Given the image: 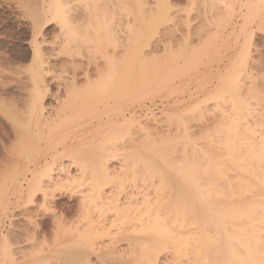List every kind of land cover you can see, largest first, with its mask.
<instances>
[{
    "label": "bare ground",
    "instance_id": "6f19581e",
    "mask_svg": "<svg viewBox=\"0 0 264 264\" xmlns=\"http://www.w3.org/2000/svg\"><path fill=\"white\" fill-rule=\"evenodd\" d=\"M74 1L35 0L28 7L32 52L23 58L8 55L14 49L0 52V261L264 264V41L257 39L264 32V0H84L80 10ZM196 6L201 21L192 30L188 16ZM182 11H191L188 33L174 39L183 54L195 46L196 55L200 46L204 53L210 43L228 48L223 64L212 70L211 87L203 90V102L213 99L209 108L200 109L199 99L193 109H200L196 115L204 122L199 134L182 116V132L159 131L151 121L156 114L141 122L134 106L185 70L186 62L180 68L175 62L179 53H170L175 70L168 71L169 63L152 56L147 61L142 51L161 29L173 38ZM48 21L58 24L51 40L39 38ZM85 44L89 51L94 45L100 52L103 45L106 52L118 51L110 48L105 64L91 70ZM136 91L144 95L137 99L142 93ZM134 92L135 101L127 97L132 110L125 107L120 117L101 116L91 129L78 120L117 109ZM74 119L79 122L72 126ZM127 126L138 129L133 136L142 134L121 146Z\"/></svg>",
    "mask_w": 264,
    "mask_h": 264
},
{
    "label": "rangeland",
    "instance_id": "374dc122",
    "mask_svg": "<svg viewBox=\"0 0 264 264\" xmlns=\"http://www.w3.org/2000/svg\"><path fill=\"white\" fill-rule=\"evenodd\" d=\"M35 0H0V52L2 51V49H3V51L4 50H6V51H8V50H11V49H14V50H11L10 52L8 51V55L11 53V52H13L14 51V54H22V58H23V56H27L28 55V53L29 52H32L31 51V49L29 48V45L27 44L28 43V41H30V39H31V35H32V29H31V16H30V13L28 12L29 11V9H31V8H29L28 9V7H30L29 5L30 4H33V2H34ZM105 1H108L109 2V0H105ZM113 1V0H112ZM114 1H117V0H114ZM29 3V4H28ZM18 4V6L16 7V5ZM19 4H21V8L19 7ZM27 4H28V6H27ZM83 5L84 4V0H76V1H74L73 2V8H74V10H80L81 9V7H83V6H81L80 7V5ZM185 3L183 2L182 3V8H183V6H185V8H186V4L184 5ZM34 6L35 5H33L32 6V9L34 8ZM19 7V8H18ZM24 9H23V8ZM78 7H80V8H78ZM198 6H196V8H197ZM13 8V9H12ZM18 8V9H17ZM196 8H193L192 9V13H190L191 11H186V12H188V13H185L184 14V10L182 11V13L180 12V13H178V15L177 16H179V18L178 17H176L177 18V20H178V22H177V20L175 19V21L178 23V25H177V31H175L174 32V34H172L173 35V38L171 37V38H169L170 37V35L169 36H166L165 35V33H167V32H165L164 33V29L162 30H160V31H158V32H156L155 34L153 33V34H151V37L149 36V39L148 40H146L147 41V43L146 44H144L143 46H142V51L144 52V55H145V53L146 52H148V53H146V56H147V61L148 60H150V59H155L156 58V61H157V59L158 60H160V61H158L160 64H162V63H165V61H166V63H169L170 64V67H168V71H169V68H170V70L172 69V70H175L174 69V62L172 61V59L174 60V58H176L175 56L179 53V56L177 55V58H179V60L177 59L175 62H177L178 64H180V63H187L186 65L187 66H189V68L186 66V65H182V64H180L179 65V67L178 68H180V67H185V70L180 74V72L184 69V68H182V69H179V70H181V71H179L177 74H180L179 75V78L177 79V75L175 74V79L173 80V79H169L168 81L170 82V80H173V81H171L172 82V88L174 89V88H178V89H176V91L174 92V90H173V92L171 93V90H170V88H171V85L169 84H166V82H163V83H161V84H157V85H159V86H157L158 88L157 89H159V88H161L162 89V91H160V90H156V92H155V90H154V93L152 92V94H151V96H150V94H149V96H146V98L144 99V97H143V100H141V101H138V100H136V99H134L135 97H136V95L138 94V92L136 93V92H134V93H131V94H129V95H127V96H125V98L127 99V104L126 105H122L123 104V102L125 103L126 102V99H123V101H120V102H122L121 103V107H119V108H108V109H110V111L109 110H106L105 112H103V115H99V113L96 115V114H94L95 116H96V118L94 117V115H93V113H92V117L90 118V119H88L89 117H90V115L89 116H84V117H86V119L83 117V116H81V117H83V118H81L80 116V119H79V117H78V120L80 121H82L85 125H87V126H85V128H87V129H91V128H93L94 127V125L96 124L97 125V123H99L100 124V122H98L99 120H101V118H99V117H101L102 116V118L103 119H106V118H112V117H114V118H116V117H120L121 116V112H125L126 110L128 111V109L130 110V108H131V105H129V102H130V100H128V98H129V96H130V98L131 97H133L132 98V100L134 99V101L136 100V102H134V106H135V110H136V112H138V114H137V116H138V118H140V119H138L139 121H144V123H146V121L145 120H147V118L149 117V119H148V122H150L149 120H150V118L153 116V115H155L156 116V118H154L153 120H152V118H151V121H152V124H153V121L155 120L156 121V123L154 122V126H156L155 124H157V127L158 128H160V130L159 131H161V129H163V130H165L166 132H171V130H172V132L174 131V130H176L177 129V131L175 132H171L172 134H176L177 132H182L183 131V124L184 123H186L185 122V120L182 118V117H185L187 120L186 121H188L187 123H189V127H191L192 129L194 128H198V130H196V134H199V130L201 131V127H202V125H203V123H202V120H199L200 119V117L198 118V116L199 115H196L197 113H198V111L203 107V109H205V107L204 106H207L208 108H209V105L211 104V101L210 100H213V99H210V100H208V101H205V102H203V98H205V96L207 95L206 94V92H208V91H203V90H207V89H209L210 87H211V82H212V80L214 81V78H215V75H214V77H213V74H212V70H215L217 67H219V65H222L223 64V62L225 61V58H226V55H227V53H228V51H227V45L226 44H224V48H223V45H219L220 43H218L217 45H219V46H215V47H213L214 46V44L215 43H210V46H211V44L213 45L212 47H205L206 49H208V50H205L206 52H204V53H202L203 51H204V47L203 46H200V49H202L203 48V50H201V52H199L200 51V49H199V53L201 54H199V53H197L198 55H196V52H197V50L196 49H198L199 47H193V48H191L188 52H187V50H186V54H183V52H184V50L185 49H179V47L180 46H178L177 45V43H176V39H178V38H180V36L182 37V36H184L186 33H188V28H187V25H186V23L185 22H187V18L189 17V19L191 20V22H190V28L193 30H195L196 29V27L198 26V24L200 23V12H201V9H200V6L198 7V9H196ZM17 9V10H16ZM20 9V10H19ZM19 11H21V12H19ZM22 11H24V12H22ZM199 12V13H198ZM12 13V14H11ZM21 13V14H20ZM190 13V14H189ZM116 15L118 14V13H115ZM182 14V15H181ZM185 16H184V15ZM189 14V16L188 17H186L187 15ZM199 14V15H198ZM25 15V16H24ZM110 15V13L108 12V16ZM112 15V14H111ZM115 15V16H116ZM115 16H114V18H115ZM126 16V15H125ZM16 17V18H15ZM4 18H6V19H4ZM124 19L125 17H123L122 15L120 16V13L116 16V19ZM186 18V19H185ZM117 19V20H118ZM186 21H185V20ZM5 21V22H4ZM122 21H124V20H122ZM122 24L124 23V22H121ZM3 26V27H2ZM123 29H124V26L122 27ZM123 29H121V27H120V29H119V33H118V36H119V38H121V40H123V37H124V34H125V32H124V30ZM57 30H58V24H56V22L54 21H48V24H45V26H44V28H43V30H42V34L39 36V38H45V39H49V40H51V38H53L55 35H56V33H57ZM4 31H5V33H4ZM8 31V32H7ZM16 31V32H15ZM56 32V33H55ZM124 32V33H123ZM20 33V34H19ZM157 33H158V35H157ZM3 34V35H2ZM8 34V35H7ZM14 34H16L15 36H14ZM258 34V40H261V43H262V41H264V32L263 33H261V32H258L257 33ZM166 37H165V36ZM168 35V34H167ZM175 36V37H174ZM15 37V38H14ZM17 37V38H16ZM177 37V38H176ZM165 38V39H164ZM169 38V39H168ZM176 38V39H175ZM152 41H151V40ZM174 39L176 40V41H174ZM11 40V41H10ZM173 41V42H175L174 44H173V46L172 47H170V46H167V42H169V41ZM158 41V42H157ZM166 42V43H165ZM109 43V42H108ZM89 44V43H88ZM93 44V43H92ZM92 44H91V46H92ZM106 44V43H105ZM147 44H148V50H146L147 49ZM176 44V45H175ZM108 45H110V43L108 44ZM120 45V44H119ZM119 45H117V49H119V48H121V49H119V51L121 52L123 49H122V47H120ZM207 45V44H206ZM5 46V47H4ZM9 46V47H8ZM18 46V47H17ZM111 46V45H110ZM175 46H176V48H175ZM222 46V47H221ZM262 46V45H261ZM13 47V48H12ZM21 49H20V48ZM84 49H86L87 47V50L85 51L86 52V54H87V59H86V57H85V59H86V62L84 61L85 59L84 58H81V59H83V61L85 62V63H89V61H91L89 64H91V63H93V64H91L89 67H91L90 69L92 70V68H94L95 69V67H96V65H95V63L96 64H98V66L100 65V63H101V65H104L105 64V62H106V60H107V57H109L110 56V52H111V49H112V51L113 52H115V51H118V50H116V48L114 49L113 47H108L109 48V50H108V52H109V54H107L106 55V53H108V52H106V49H107V46H105V45H103V46H100L101 47V52L99 51V49H97L96 48V46L94 45V47L91 49V51H89V45L87 46V44H85V45H83L82 46ZM119 47V48H118ZM94 48H96L95 49V51H96V53L94 52ZM181 48V47H180ZM195 48V49H194ZM216 48V49H215ZM227 48V49H226ZM261 48V47H260ZM18 49H19V51H21V52H19L18 51ZM145 50V51H144ZM181 50V51H180ZM194 50H195V52H194ZM215 50H216V52H215ZM262 50L264 51V44H263V46H262ZM2 51V54L3 53H5L6 51H4L3 52ZM18 51V52H17ZM103 51V52H102ZM150 51V52H149ZM175 51V52H174ZM226 51V52H225ZM17 52V53H16ZM174 52V53H173ZM7 53V52H6ZM23 53H24V55H23ZM27 53V54H26ZM170 53H172V54H174L175 56H173L172 57V54H170ZM175 53H177V54H175ZM206 53H208V54H206ZM211 53V54H210ZM214 53V54H213ZM219 53V54H218ZM30 54V53H29ZM88 54H89V57L91 58H89L88 57ZM149 54V55H148ZM166 54H167V56H166ZM181 54V55H180ZM183 54V55H182ZM187 54L189 55L188 57H190V58H185V56H187ZM257 53L256 52H254V55H256ZM111 55H112V53H111ZM204 55H205V57H204ZM217 55V56H216ZM220 55V56H219ZM105 56V57H104ZM151 58H150V57ZM159 56V57H158ZM225 56V57H224ZM158 57V58H157ZM184 58V59H181L183 62H181V60H180V58ZM197 57H199V58H197ZM201 57V58H200ZM204 57V58H203ZM104 58H106V60L104 59ZM150 58V59H149ZM223 58V59H222ZM80 59V57L79 58H77V60H79ZM80 59V60H81ZM146 59V58H145ZM187 59V60H186ZM197 59H198V62H197ZM202 59V60H201ZM92 60H94V61H92ZM217 60V61H216ZM218 62V63H217ZM88 64V65H89ZM158 64V63H157ZM169 64H167V65H169ZM182 65V66H181ZM164 66V65H163ZM163 66H161V69H162V67ZM166 66V65H165ZM167 67V66H166ZM193 67V68H192ZM186 68H187V70H189V69H191L192 71L191 72H189L188 73V71L187 72H185L186 71ZM165 70L164 71H167V68H164ZM163 71V70H162ZM167 71V72H168ZM203 71V72H202ZM184 73V75H182ZM186 73V74H185ZM207 73V74H206ZM210 74V75H209ZM208 75L211 77H208ZM177 76V77H176ZM184 78V79H183ZM211 79V80H210ZM180 80H182V81H180ZM206 80V81H205ZM207 80H209V81H207ZM168 81H167V83H168ZM179 81H180V83L182 84H180L179 83ZM170 82V83H171ZM173 83H175V84H173ZM198 83V84H197ZM176 84H180V85H176ZM210 84V85H209ZM151 85V84H150ZM154 85H156V84H153L152 86L153 87H155ZM166 85H168V86H166ZM201 85V86H200ZM189 86V87H188ZM200 86V87H199ZM150 87V89L151 88H153V87H151V86H149ZM149 87H147V88H149ZM180 87H182L181 89H180ZM147 88H146V90L145 91H147ZM165 88H166V90H165ZM169 90H168V89ZM171 88V89H172ZM164 89V90H163ZM142 91L143 93L145 92V91ZM150 91H152V90H149L148 91V93L150 92ZM161 93H160V92ZM187 91H189V92H187ZM141 92V93H142ZM194 94H193V93ZM136 93V95H135V97L134 96H131V95H133V94H135ZM141 93H139V94H141ZM141 94V95H137L138 97H136L137 99H139L140 98V96H142V95H144V94ZM151 93V92H150ZM165 95H164V94ZM169 93H171V95H169ZM201 93V94H200ZM203 93V94H202ZM206 95H205V94ZM155 94V95H154ZM168 94V95H167ZM193 96H192V95ZM154 95V96H153ZM203 95V96H202ZM205 95V96H204ZM156 96V97H155ZM195 96V97H194ZM202 96V97H201ZM128 97V98H127ZM129 98V99H130ZM148 98V99H147ZM207 98H209V96L207 97ZM142 99V98H141ZM147 99V100H146ZM199 99H201L202 101V105H200L201 107H200V109H198V110H193L195 107H196V104H200L201 102H199ZM206 99V98H205ZM178 100H179V103H176V102H178ZM181 100V101H180ZM191 100V101H190ZM138 101V102H137ZM183 101V102H182ZM190 101V102H189ZM180 102H182L181 104L182 105H180ZM196 102H199V103H196ZM209 104H208V103ZM213 102V101H212ZM215 100H214V104H215ZM138 103H139V105H138ZM185 104V105H184ZM204 104V105H203ZM206 104H208V105H206ZM214 104H212V106H214ZM177 105V106H176ZM184 105V106H183ZM189 105H192V112H189V113H187V112H185L184 111V109H186V106L188 107ZM125 107L127 108L126 110H125ZM128 107H130V108H128ZM175 107V108H174ZM211 107V106H210ZM197 108V107H196ZM212 108V107H211ZM173 109V110H172ZM123 110V111H122ZM131 110H132V108H131ZM183 110V111H182ZM127 111L125 112V113H127ZM153 113H151V112ZM177 111V112H176ZM180 111V112H179ZM196 111H197V113H196ZM129 112V111H128ZM163 112H164V114H165V112L168 114V115H164L163 114ZM173 112H174V114H173ZM181 112H185V113H181ZM162 113V114H161ZM102 114V113H101ZM105 114H107V115H105ZM112 116H111V115ZM114 114H116L117 116L115 117L114 116ZM177 114V115H176ZM182 114V115H181ZM200 114V113H199ZM105 115V116H104ZM108 115H110V116H108ZM144 115V116H143ZM174 115H176L177 116V118H178V116H179V118L181 117V120H183L182 122H180V123H178V120L180 121V119H176V121H175V117H173ZM98 116V117H97ZM107 116V117H106ZM143 116V117H142ZM146 116V117H145ZM164 116V117H163ZM169 116V117H168ZM172 116V117H171ZM93 117H94V119H93ZM158 117V118H157ZM76 118H77V116H76ZM75 118V119H76ZM170 119V121H168L169 119ZM171 118H172V120H171ZM73 120L74 122V124H72V126H74L75 124H77V122H79V121H76V120ZM99 119V120H98ZM165 119V120H164ZM174 119V120H173ZM206 118H203V121L205 120ZM85 120V121H84ZM158 120V121H157ZM86 121H88L89 123H90V125H92L93 123V126H91L90 127V125H89V123L87 122L86 123ZM92 122V123H91ZM147 122V124H150L149 125V128H150V126H152L151 125V123H148ZM173 122H174V124H173ZM177 122V123H176ZM184 122V123H183ZM143 123V124H144ZM170 123H171V125H172V127H171V125H170ZM181 123H183V124H181ZM137 124V123H136ZM135 124V125H136ZM142 124V125H143ZM160 124H161V126H160ZM95 125V126H96ZM146 125V124H145ZM169 125V126H168ZM176 125V126H175ZM177 125H180V126H177ZM182 125V126H181ZM90 128H89V127ZM133 126H134V124H133ZM201 126V127H200ZM123 127V129H121V127H120V130H125V132H127V130H126V126H122ZM163 127V128H162ZM179 127H181V128H179ZM132 128V127H131ZM130 128V129H131ZM136 128V127H135ZM134 127H133V129H135ZM156 128V127H155ZM172 128V129H171ZM200 128V129H199ZM127 129H128V126H127ZM130 129H128V130H130ZM150 129H152V128H150ZM157 129V128H156ZM178 129H180V131L178 130ZM138 130V129H137ZM136 129H135V132L137 131ZM162 130V131H163ZM194 130V131H195ZM109 131H113V129L111 128L110 130H108V132ZM131 131H133L132 133H130ZM131 131L125 136V132L124 133H122L121 131V134H124V139H121V140H119L120 142L123 140V143H121V146H122V144L123 145H125V146H128L129 145V142H128V138L131 140V139H134L135 137L134 136H137L136 138H138L139 136H140V133L141 132H139V136L137 135V133H136V135H134L133 136V134H135V132H134V130H132L131 129ZM155 131V130H154ZM192 131V130H191ZM194 131H193V133H194ZM198 132V133H197ZM120 134V137L122 136ZM132 134V135H131ZM142 134V133H141ZM107 135H108V133H107ZM130 135H131V137H130ZM87 137L89 136V134H87L86 135ZM129 136V137H128ZM90 138V137H89ZM127 138V139H126ZM135 138V139H136ZM126 140V141H125ZM117 141V140H116ZM118 141V142H119ZM202 141V140H201ZM201 141L199 142V143H201ZM119 142V143H120ZM128 142V144H126V143ZM114 144H115V142H113ZM117 143V142H116ZM119 145V144H118ZM118 145L115 147L113 144H111L110 146L111 147H115L116 149H118L119 147H118ZM120 146V145H119ZM121 148V147H120ZM114 161V160H113ZM227 173H229V174H231V175H237L238 174V171H227ZM243 176V177H242ZM241 179L242 178H246V176H244V174H241V177H240ZM247 179V178H246ZM249 179V178H248ZM247 179V180H248ZM254 179V178H253ZM252 181V180H251ZM247 182V181H246ZM249 182H250V179H249ZM253 182V181H252ZM255 183V182H254ZM249 184V183H248ZM250 184H252L251 182H250ZM253 185V184H252ZM257 188H258V186H257ZM2 192V190H0V193ZM247 193V192H246ZM248 194V193H247ZM251 195V194H250ZM68 198H64V202H66L67 204H71V205H74L75 204V202H72L70 199H68ZM72 202V203H71ZM2 209H0V211H1ZM18 211V210H17ZM17 211H15V213L17 212ZM2 212V211H1ZM2 214H3V212H2ZM1 216H3V215H1V213H0V218H2ZM19 219V218H18ZM21 220V219H20ZM2 238L0 237V256H3L2 255V253L4 252L3 251V249H4V247H3V245H1L2 243ZM0 260H3L4 261V257H0ZM0 264H3L2 263V261H0Z\"/></svg>",
    "mask_w": 264,
    "mask_h": 264
}]
</instances>
